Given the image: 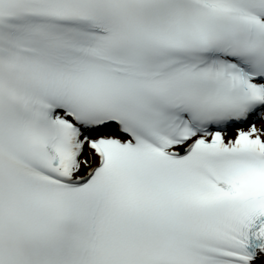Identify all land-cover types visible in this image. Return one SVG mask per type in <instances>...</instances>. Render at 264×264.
<instances>
[{"label": "snow or ice", "instance_id": "snow-or-ice-1", "mask_svg": "<svg viewBox=\"0 0 264 264\" xmlns=\"http://www.w3.org/2000/svg\"><path fill=\"white\" fill-rule=\"evenodd\" d=\"M0 264H264V0H0Z\"/></svg>", "mask_w": 264, "mask_h": 264}]
</instances>
